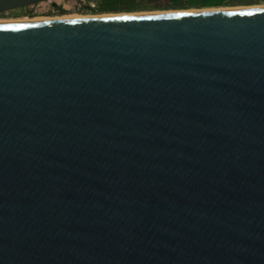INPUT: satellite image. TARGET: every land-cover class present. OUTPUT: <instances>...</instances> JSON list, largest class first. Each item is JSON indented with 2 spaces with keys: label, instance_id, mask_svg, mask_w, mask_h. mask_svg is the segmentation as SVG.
Wrapping results in <instances>:
<instances>
[{
  "label": "water",
  "instance_id": "obj_1",
  "mask_svg": "<svg viewBox=\"0 0 264 264\" xmlns=\"http://www.w3.org/2000/svg\"><path fill=\"white\" fill-rule=\"evenodd\" d=\"M0 264H264V8L0 22Z\"/></svg>",
  "mask_w": 264,
  "mask_h": 264
},
{
  "label": "trees",
  "instance_id": "obj_2",
  "mask_svg": "<svg viewBox=\"0 0 264 264\" xmlns=\"http://www.w3.org/2000/svg\"><path fill=\"white\" fill-rule=\"evenodd\" d=\"M264 0H100L97 14H123L139 12L142 10L159 9L171 10H189V9H207L221 8L224 6H238L257 4ZM160 2L161 4H158ZM165 3V4H163ZM14 11V10H11ZM18 14L33 17L25 7L17 9ZM4 13H0L2 17Z\"/></svg>",
  "mask_w": 264,
  "mask_h": 264
},
{
  "label": "built area",
  "instance_id": "obj_3",
  "mask_svg": "<svg viewBox=\"0 0 264 264\" xmlns=\"http://www.w3.org/2000/svg\"><path fill=\"white\" fill-rule=\"evenodd\" d=\"M100 0H42L25 9L33 16L58 17L66 13L82 16L97 14L96 10Z\"/></svg>",
  "mask_w": 264,
  "mask_h": 264
},
{
  "label": "rangeland",
  "instance_id": "obj_4",
  "mask_svg": "<svg viewBox=\"0 0 264 264\" xmlns=\"http://www.w3.org/2000/svg\"><path fill=\"white\" fill-rule=\"evenodd\" d=\"M158 4H161L160 2H158ZM165 4V3H163ZM251 6H264V1L260 2V3H257V4H251V5H238V6H224V7H221V8H235V7H251ZM189 10H193V9H189ZM195 10H199V9H195ZM168 11H175L176 10H171V9H168ZM168 11H165V10H159V9H150V10H142V13H152V12H168ZM177 11H182V10H177ZM135 13V12H134ZM136 13H139V12H136ZM68 14V13H66ZM69 14H74V13H69ZM64 15V14H63ZM77 15V14H75ZM75 15H71V16H58V17H52L51 18H55V19H65V18H81V17H84V16H75ZM102 16L100 14H93L92 16ZM104 15V14H103ZM107 15V14H106ZM29 16L27 15H20L18 14V11L14 10V11H8L6 13H4V15L2 17H0V21L2 22H7V21H24V20H33V19H43L41 17H37V16H33L34 18L30 17V18H27ZM49 18V17H48Z\"/></svg>",
  "mask_w": 264,
  "mask_h": 264
},
{
  "label": "bare ground",
  "instance_id": "obj_5",
  "mask_svg": "<svg viewBox=\"0 0 264 264\" xmlns=\"http://www.w3.org/2000/svg\"><path fill=\"white\" fill-rule=\"evenodd\" d=\"M245 8H264V6H251V7H235V8H207V9H199V10H182V11H176V12H202V11H213V10H229V9H245ZM175 11H168V12H150V13H123V14H107V15H103L100 14L102 16L100 17H111V16H127V15H142V14H166V13H174ZM71 15H75V14H64L62 16H71ZM60 16V17H62ZM75 16H82V15H75ZM37 17H41L43 19H38V20H52L55 18H51V16H37ZM49 17V18H48ZM53 17V16H52ZM89 17V16H87ZM30 18V17H27ZM34 18V17H32ZM64 19V18H63ZM67 19V18H65ZM37 19H33V20H24V21H16V22H27V21H38ZM1 22V21H0ZM3 22V21H2ZM5 22V21H4ZM7 22H15V21H7Z\"/></svg>",
  "mask_w": 264,
  "mask_h": 264
}]
</instances>
